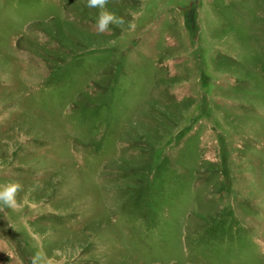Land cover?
<instances>
[{
  "label": "rangeland",
  "instance_id": "374dc122",
  "mask_svg": "<svg viewBox=\"0 0 264 264\" xmlns=\"http://www.w3.org/2000/svg\"><path fill=\"white\" fill-rule=\"evenodd\" d=\"M107 8L0 0V264H264V0Z\"/></svg>",
  "mask_w": 264,
  "mask_h": 264
},
{
  "label": "clouds",
  "instance_id": "9594fccd",
  "mask_svg": "<svg viewBox=\"0 0 264 264\" xmlns=\"http://www.w3.org/2000/svg\"><path fill=\"white\" fill-rule=\"evenodd\" d=\"M108 2L109 0H87V7L99 9L96 30L100 34L108 32L110 25L123 27L126 23L122 16L108 10ZM129 27H134V25L129 24ZM22 187V184L16 180L0 184V205L8 208L15 207L17 194L22 190ZM30 264H56V262L53 257L47 254L41 242L38 250L30 257Z\"/></svg>",
  "mask_w": 264,
  "mask_h": 264
}]
</instances>
